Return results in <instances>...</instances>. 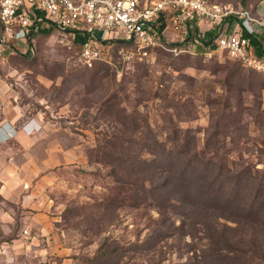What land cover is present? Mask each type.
Listing matches in <instances>:
<instances>
[{
	"label": "rangeland",
	"instance_id": "374dc122",
	"mask_svg": "<svg viewBox=\"0 0 264 264\" xmlns=\"http://www.w3.org/2000/svg\"><path fill=\"white\" fill-rule=\"evenodd\" d=\"M51 22L0 51V119L73 148L42 182L70 264H264V74L172 29L86 67Z\"/></svg>",
	"mask_w": 264,
	"mask_h": 264
},
{
	"label": "built area",
	"instance_id": "2783aa9c",
	"mask_svg": "<svg viewBox=\"0 0 264 264\" xmlns=\"http://www.w3.org/2000/svg\"><path fill=\"white\" fill-rule=\"evenodd\" d=\"M45 17L62 31L73 32L74 38L84 33L78 59L87 66L102 58L108 47L105 43L122 40L138 52L168 44L159 40L158 33L166 38L169 20L181 41L194 28L190 41H184L191 51L203 45L200 34L212 51H223L245 68L264 74V18L255 9L209 0H0V44L32 41ZM83 23L87 27L80 29ZM94 28L104 36L96 35ZM65 47L72 49L73 41L66 40ZM119 53L126 59L132 57L124 49Z\"/></svg>",
	"mask_w": 264,
	"mask_h": 264
},
{
	"label": "crops",
	"instance_id": "0c3cea01",
	"mask_svg": "<svg viewBox=\"0 0 264 264\" xmlns=\"http://www.w3.org/2000/svg\"><path fill=\"white\" fill-rule=\"evenodd\" d=\"M78 35L77 40L85 39ZM5 48L10 46L0 44V51ZM12 117L0 119V264H70L42 182L67 162L73 148L51 141L44 128L28 121L16 124Z\"/></svg>",
	"mask_w": 264,
	"mask_h": 264
},
{
	"label": "trees",
	"instance_id": "16d2710c",
	"mask_svg": "<svg viewBox=\"0 0 264 264\" xmlns=\"http://www.w3.org/2000/svg\"><path fill=\"white\" fill-rule=\"evenodd\" d=\"M210 2H215V1H213V0H209ZM234 7H236V8H240V9H247V10H253L255 7H250V6H247V5H242V4H240V3H231ZM167 28L165 29V31L167 30V29H171V24H170V22H169V20H167ZM0 29H1V25H0ZM197 30V29H196ZM193 31H194V28L193 27H191L189 30H188V32H189V34H187L186 35V38H184L183 39V41H180V43H172V44H169V45H171V46H179V47H181L180 49L182 50V48L184 49L185 47H187V42H184L185 40H188V41H190V39H191V36H190V34L191 33H193ZM198 31V30H197ZM158 35L160 36L159 37V40L160 41H164V42H166L167 40H166V38L164 37V34H162V33H158ZM199 39L201 40V42L203 43V45L201 44V48H204V49H206V50H208L209 48V44H208V40H205L203 37H202V35H200L199 34ZM29 42H30V40H29ZM115 45H117L118 47L119 46H123V47H128V46H131V44H127V43H125V42H115ZM10 47L11 48H14V49H17V47L12 43L11 45H10ZM156 48H159V47H156ZM75 54H76V56L78 57L79 56V51H80V48H78L77 50H72ZM102 58H99V59H96V60H94L93 62H92V64L89 66V67H91L96 61H99V60H101ZM234 59V58H233ZM238 64H240L242 67H244L238 60H236V59H234ZM84 65H86V64H84ZM86 67H88L87 65H86ZM252 247H254V246H251L249 249H251ZM243 253H245V251L243 252ZM245 259V258H244ZM244 259H241V260H244Z\"/></svg>",
	"mask_w": 264,
	"mask_h": 264
},
{
	"label": "water",
	"instance_id": "95a60500",
	"mask_svg": "<svg viewBox=\"0 0 264 264\" xmlns=\"http://www.w3.org/2000/svg\"><path fill=\"white\" fill-rule=\"evenodd\" d=\"M66 31H69V30H66ZM116 42H122V40H117Z\"/></svg>",
	"mask_w": 264,
	"mask_h": 264
}]
</instances>
